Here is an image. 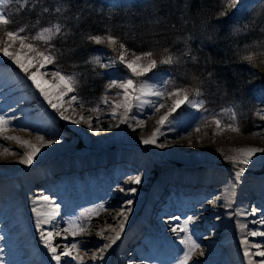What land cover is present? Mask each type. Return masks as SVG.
<instances>
[{"label": "bare ground", "instance_id": "bare-ground-1", "mask_svg": "<svg viewBox=\"0 0 264 264\" xmlns=\"http://www.w3.org/2000/svg\"><path fill=\"white\" fill-rule=\"evenodd\" d=\"M7 45L0 41V50ZM9 51L31 55L20 47L10 46ZM137 56L142 55L125 52L126 61ZM140 63L146 66L150 60L142 56ZM37 65L26 73L0 51V117L6 122L0 125V264H57L45 246L48 231L60 233L52 238L58 255L63 246L77 245L72 250L75 259L61 255L59 264H149L153 258H165L169 264L264 261L255 255L258 249L251 247L260 244L264 250V236L250 235L264 232V175L260 176L264 152L248 157L238 151L264 149V88L255 92L252 104L232 101L235 108H246L247 118L257 123L252 133L243 136L239 121L222 118L217 127L215 122L201 125L194 111L178 114L191 108L188 103L171 111V105L185 94L166 95L169 88L162 86L163 78H150L149 73L125 74L137 89L159 90L163 97L137 92L139 100L129 101L114 86L120 95L87 104L83 111L80 104H86L81 101L67 102L72 93L57 99L63 85L48 89V84L59 80L46 65L40 68L45 73L40 78L47 82L42 87L49 91L52 103L58 104L54 109L29 79ZM7 66L12 73L2 69ZM118 72L114 77L119 82L125 76ZM30 94L34 95V115L39 116L35 120L23 114L25 108L12 107ZM165 115L168 120L161 125ZM224 123H235L240 130ZM48 129L53 131L47 133ZM149 139L154 142L143 143ZM35 149L39 151L32 162L21 163ZM242 159L249 162L242 164ZM157 163L163 174L156 184L153 179L149 183ZM224 165L250 174H234ZM78 203L86 204L82 210L92 208L95 219L76 228L66 225L63 217ZM184 234L193 237L190 246L197 245L187 261L184 257L191 247L186 249L179 242ZM245 239L247 247L242 243ZM245 250L250 253L247 257ZM130 251L137 261H131Z\"/></svg>", "mask_w": 264, "mask_h": 264}, {"label": "rangeland", "instance_id": "rangeland-1", "mask_svg": "<svg viewBox=\"0 0 264 264\" xmlns=\"http://www.w3.org/2000/svg\"><path fill=\"white\" fill-rule=\"evenodd\" d=\"M41 0H35V3H33L31 0H27L28 7H22L23 0H8L7 3L0 4V14L7 16L10 19V23L8 25H0V41H5L6 43H11V47L18 48L20 47L19 40L16 42H8L5 30H12V31H19L21 28H23L25 31L20 33V35L27 36V37H35L37 33L42 32L43 29L52 27L53 25H60L61 32L54 36L51 41H49L47 44H45L43 41L40 40H31L29 42L33 43L34 46L40 48L41 50H46L48 53L52 54L55 57V62L47 64V68L51 72H60L62 74L70 75L75 78L77 81L76 84V91L72 92V95L78 96V100L82 103L86 104L81 107L83 111L87 110V104L89 105H95L100 104L103 99L108 97H114L118 96L121 93L117 91V88L108 87L109 84L112 82V80L115 79L114 74L116 71H119L118 74L124 75L126 71H129L123 63L119 61V55H120V48L118 47L117 43L115 45L108 44L107 42L96 44L93 42V44L90 45V52L92 51L93 54L90 55L89 59H86L87 61V77L92 74V77L98 78V84H100V88H103V93L99 94L95 90H90L86 88L85 80L83 79L84 75L82 72L79 71L77 68V65L73 62V60H70L68 63H59L58 61V54H55L52 50L53 47L55 48V45L53 44V41L56 40L59 36H63V34L68 35V29H67V22L68 19L63 20V14L65 9L67 8V4L69 1L73 2H83L84 4H88V8H93L95 6L94 2L96 0H44L45 2H48L50 5H52V8H49L47 12L41 10V4L43 2H40ZM99 4L102 6H108V7H116V8H128L133 5L137 9H141L144 11L142 13V16L144 19L150 17L155 18L156 15V9L154 7V4L151 0H97ZM149 2V6H147V3ZM45 8H47L45 6ZM60 8V12H56L58 14V18L54 16H50L49 12L54 14L55 9ZM144 8V10H143ZM218 8L220 9L219 14L216 18H218L217 25H220L219 18H223L225 21L229 24V31L233 36H239L240 34H247L251 35L253 34L256 38V41L251 42V44H248V47L246 50H240L238 51L239 54L242 55V58L245 59V57L251 56L253 59L251 61L248 60L247 65L249 66V70L246 73L245 78L243 79V82H241V86L238 85L234 91L233 89L229 92L222 84L214 83L213 80L210 79L206 83V88H202L200 86H197L193 81L195 80V77L192 75H189V80H192L191 82L194 84H182L183 82L179 79L177 80V74L175 72V66L177 64V61L174 60L171 64H163L160 63L161 60L165 59L167 56H157L155 57L153 54L152 56H147L150 62L152 60L157 61V66L154 68L151 72H148L150 78L156 77V75H160L164 83L162 86H165V88H169L166 95H171V93L175 92L178 88L185 89L186 91H181V93L185 95H190L194 103H198L200 101H203L202 107H193L189 104L191 108L182 109L178 112V114H186L191 113L194 111L197 118L200 119L201 125H207L208 122H215V120L223 118L224 120L230 119L231 121L237 123L239 121L240 127L242 128V131L244 129H249L250 132L244 133L241 132L243 136L249 135L254 130L255 126L257 125L256 121H250L247 116V110L244 107H239L238 109L235 108L232 103L233 100H240L242 99V103H254L255 102V92L257 90L264 88V38L261 37L260 34L264 33V0H219ZM222 12H226V15H221ZM51 14V15H52ZM36 17V18H35ZM45 21V25L42 26L41 23ZM67 29V30H66ZM210 32L205 35V38L207 39H199L197 41V44L199 47L204 46V41H208V44L212 45L214 44V33H218L217 28L214 30V27L212 28L210 26ZM207 33V32H206ZM94 36H100L105 37L107 35H94ZM248 36V37H249ZM212 37V38H211ZM64 37L59 38L60 40L64 41L65 39H62ZM209 38V39H208ZM218 38H220V34L218 33ZM60 42V41H59ZM185 50L186 52L190 51L191 48L187 45V41H185ZM21 48V47H20ZM206 48V47H205ZM27 49V48H24ZM126 52L129 53H135L142 55L143 53L140 52H134L129 49H127ZM31 55H34V53H30ZM175 55V54H172ZM98 57L100 60V63H94L93 58ZM174 58V57H173ZM247 60V59H246ZM37 61H39V58L37 57ZM101 65H107V67H102ZM255 67H254V66ZM39 65L36 66L38 68ZM2 69L6 72L12 73L13 70L10 67H2ZM63 69V70H62ZM185 74V72H181ZM182 76V75H181ZM12 77H16L15 74H13ZM24 75L22 74L19 76L20 80L23 81ZM191 77L193 79H191ZM179 78V76H178ZM200 82V81H199ZM84 83V84H83ZM204 85V84H203ZM23 86L19 88V90H22ZM199 89L200 95H195L194 90ZM212 91L214 94H212ZM34 99V95H28L25 97H21L15 102V105L12 107L16 108H25L26 112L23 113L26 115H30L31 120H35L38 115H34L36 107L34 105H31V101ZM21 114V116L23 115ZM34 115V116H33ZM257 116V115H256ZM246 119L244 122L243 120ZM226 126L227 123H224ZM248 126V127H246ZM197 127V126H196ZM195 127V128H196ZM52 129L46 130L47 133H50ZM64 133L67 130H63ZM222 168L230 169L234 174H241V175H248L250 173L246 172L245 170L243 173H240V169L236 170L234 168H231L229 166H221ZM264 173V172H262ZM264 175V174H262ZM163 174L162 166L161 164H155V167L153 169V172L151 173L153 179V184H156L159 180L160 176ZM151 186V185H149ZM39 188V187H38ZM146 189V188H145ZM147 193V191H145ZM51 198L57 197L55 194H50ZM58 198V197H57ZM86 205L85 203H83ZM81 203H78L76 207L68 214L64 215L63 220L66 225H74L76 228H79L83 223L89 221L90 219H95V215L92 214V208L89 209H81V206L83 205ZM89 205V204H88ZM91 205V204H90ZM58 208H63L62 205H58ZM115 210H120L119 207H115ZM70 237H72L73 233H69ZM193 237L189 234H184L182 238L180 237L179 242L181 240L184 241V243H181L183 247H186V249H189L191 246V241ZM203 240H205L206 235L202 236ZM186 242V243H185ZM129 258L131 261H135L136 259L133 258V251L128 252ZM137 261V260H136ZM168 261V262H167ZM149 264H169V260L163 259V258H153V260Z\"/></svg>", "mask_w": 264, "mask_h": 264}, {"label": "trees", "instance_id": "trees-1", "mask_svg": "<svg viewBox=\"0 0 264 264\" xmlns=\"http://www.w3.org/2000/svg\"><path fill=\"white\" fill-rule=\"evenodd\" d=\"M31 1L35 3V0ZM151 1L155 3L156 15L155 18L146 19L142 16L144 11L137 9L135 5L121 9L102 6L96 0L95 6L88 8L87 3L69 1L63 14V20L68 19L66 24L68 35L63 34L53 41L55 48L52 50L58 54L59 63L73 60L84 75L86 88L102 94L104 91L98 84L99 79L92 77V74L87 77L89 70L86 68L88 65L86 59L93 54L89 48L93 41L88 37L104 34L114 37L118 47L123 43L126 49L134 52H151L155 57L175 54L172 56L177 61L175 66V72L179 74L177 80L182 81L184 85L195 83L206 88L209 75L214 83L222 84L231 93L243 82L250 64L247 65L248 60L242 58L238 51L246 50L248 44L256 41V38L253 34L233 36L229 31L228 22L223 18H219L221 26L217 25L219 0ZM148 4L149 2L147 6ZM45 6L48 9L52 8V5L44 1L41 4L42 11ZM51 14L49 12L50 16L58 18L56 11ZM36 24L44 26L45 21ZM210 26L214 27V30L217 28L220 38L218 33H214V44L210 45L208 41H204L206 48L199 47L197 41L207 39L204 34L210 32ZM260 35L264 38V33ZM61 37L65 40H60ZM185 41L191 48L188 52L185 50ZM189 75L195 77L194 83L186 78ZM248 119L251 121L250 117ZM242 132L248 133L250 130L244 129Z\"/></svg>", "mask_w": 264, "mask_h": 264}, {"label": "snow or ice", "instance_id": "snow-or-ice-1", "mask_svg": "<svg viewBox=\"0 0 264 264\" xmlns=\"http://www.w3.org/2000/svg\"><path fill=\"white\" fill-rule=\"evenodd\" d=\"M8 0H0V4L2 3H7ZM22 7H28L27 0H23ZM60 8H56V12H60ZM43 11L47 12L48 8H44ZM226 12H222L221 15H226ZM10 19L5 16L0 14V25H8L10 23ZM25 30L21 28L19 31H12V30H5V35L7 38L8 42H16L19 40L20 47L21 49L27 48L29 52L34 53V55H22L20 52L17 53H12L9 51V48L11 46V43H9L6 47H4L2 50V53L4 56L10 57L14 60V62L24 71L28 72L29 67L35 66V63H39V67L37 68L36 72H32L29 75V79L32 81V83L35 85V87L44 95L45 99L48 100V102L52 105L54 109L58 108V104L52 103V100L49 98V91H46L45 87H42V83L47 84L46 81H42L40 77L45 75V73H40V68H44L47 64L54 63L55 62V57L48 53L46 50H41L40 48L34 46L33 43L29 42L31 40H40L43 41L45 44H47L49 41L52 40L54 36L59 34L61 32V27L60 25H53L52 27H48L42 30V32L37 33L35 37H27L20 35V33L24 32ZM89 40L93 41L96 44H101L104 42H107L108 44H113L115 45L117 43L116 39L112 37L111 35H107L105 37H100V36H90L88 37ZM119 48L121 50L120 55H119V61L125 65V67L129 70L131 73V76H142L148 72H151L154 68L157 66V61L152 60L149 64L146 66L141 64L140 61L142 59V56H152L151 52H146L143 53L142 56H137L135 60L132 61H126L125 60V52L127 49L125 48V45L123 43L119 44ZM37 57L39 58V61H37ZM245 59L251 61L253 57L248 56L245 57ZM174 58L171 54H169L165 59L161 60L160 63L163 64H171L173 63ZM94 63L99 64L100 60L98 57L93 58ZM102 67H107V65H101ZM53 77H58L59 83L55 85L48 84L47 87L48 89H56L60 88L61 85H63V90L58 93L57 99H60L64 96H66L68 93H72L76 91V84L77 81L73 76L62 74L60 72H54ZM131 76L123 77L119 80H112V82L109 84L108 87H113V86H118L120 89L123 90V95L126 100H131V99H136L139 100V95H136L135 93L139 92L140 94H150V95H155L157 97H163V93L159 90L156 91H148L144 88L137 89L134 80L131 78ZM131 90V91H130ZM181 91H186L185 89L178 88L175 92L171 93V95H179ZM195 95H200V90L195 89L194 90ZM67 102H76L79 103L78 96L72 95L69 97ZM188 103L193 107H202L203 106V101H200L198 103H194L192 100H190L188 95H185L183 99H178L176 100L172 105H171V111H175L177 108H179L182 104ZM81 107H83L82 104H80ZM125 105H120L117 104L116 107H122ZM163 107V104L156 106L155 111H159L160 108ZM95 110V109H90V111ZM171 111L169 112V115L171 114ZM115 115V113H113ZM168 120V115L162 116L159 120V123L163 125L165 121ZM5 120L3 117H0V125L5 124ZM215 123L217 127H220L221 121L219 119L215 120ZM227 128L233 130V131H239V125L235 123H228L226 125ZM199 129H197L198 131ZM155 135V134H153ZM154 141L149 139V140H144L143 143L149 144L153 143ZM25 143V142H22ZM36 151H39V149H35L33 153H30L27 155V157L23 160H21V163H28L30 164L33 159V155L35 154ZM238 151L245 153L248 157L254 155L257 152H264V149L260 148H242L238 149ZM242 164H247L249 161L248 159H242L239 161ZM244 169H240V173H243ZM239 175V174H238ZM135 183H140L139 177L135 178ZM44 200H48L47 196L42 197ZM44 223H47V221H44ZM55 227V225H53ZM83 231V229H80ZM173 231H176L175 228L172 229ZM63 231L67 232L69 229L65 228ZM54 235H60L59 232L53 233V231H48L45 234V241L46 244L45 246L48 247L52 253V259L57 261V264H59L61 260V255L64 257H69L71 259H75V257L72 256V250L77 249L76 243H72L70 246L65 245L63 246V249L61 253L58 255L57 254V245H54L52 243V238ZM73 235H75V232H73ZM251 236L256 237V236H264V232H257V231H252L250 233ZM181 243H184L183 240H181ZM242 243L247 247L248 246V241L245 239L242 241ZM197 247L196 244H192L191 248L189 249V252L185 254L184 260L187 261L190 257V253L193 249ZM251 247L258 249L256 251L255 255L259 257H264V250H260L262 246L260 244H252ZM244 255L247 257L250 255V253L245 250ZM249 264H251V261H249ZM259 264H264V261H260Z\"/></svg>", "mask_w": 264, "mask_h": 264}]
</instances>
